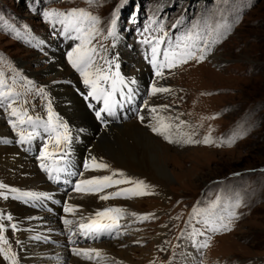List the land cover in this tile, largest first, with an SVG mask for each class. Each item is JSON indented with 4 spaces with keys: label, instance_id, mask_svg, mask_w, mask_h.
Listing matches in <instances>:
<instances>
[{
    "label": "rangeland",
    "instance_id": "obj_1",
    "mask_svg": "<svg viewBox=\"0 0 264 264\" xmlns=\"http://www.w3.org/2000/svg\"><path fill=\"white\" fill-rule=\"evenodd\" d=\"M72 9H81L89 17L97 18L98 23L85 19L83 27L94 26L99 30L93 45H103L100 52L106 60L112 52L118 55L119 74L121 66H129L126 75L120 74L127 85L126 90L117 85L113 97L118 103L114 111L117 113L115 123L111 126L124 124L119 120L124 115L123 108L137 107L141 93L137 91V95H132L133 86L150 94L155 84L171 89V92L151 94L154 104L164 115H179L185 122L178 128L182 135L188 137L194 132L193 139L210 137L214 141L210 146L179 143L177 147L167 146L164 138L163 143L159 141L179 153L170 152L172 158L166 162L171 172L168 198L159 200L149 194L121 198L127 203L122 210L121 222L127 225L121 224L117 239L102 241L103 246L111 245L109 251L103 249L105 252L100 257L92 252L99 257L95 264H264V0H92L91 3L89 0H0V83L13 95L0 103V122L6 129H11L10 133L16 139L25 135L28 129L20 126L19 120H10L7 105L34 115L49 109L47 91L42 86L49 77V73H45L47 61L54 53L60 56L64 53L58 46L67 43L69 53L80 43L61 31L58 21L66 18L44 14L67 13ZM213 28L226 30L204 61H189L171 71L165 69L163 77L155 76V68L150 63L152 44L145 41L157 35L163 39L166 35L173 41L171 44L166 41L162 46L167 51L175 47L176 38L191 31L196 39L197 32L204 33ZM109 29L114 30V37L106 34ZM75 35V32L71 33V36ZM62 58L69 73H73L72 82L77 81L82 92L87 93L89 88L84 85L83 77L74 71L67 55L63 54ZM96 63L107 67L105 60L99 57ZM141 72L149 74L148 82L135 83L133 80L134 83H129ZM75 89L71 87L78 97ZM143 97L147 98L146 95ZM79 98L84 110L95 119L96 110L103 105L90 108ZM175 123L179 124V121ZM48 142L51 143V139ZM34 161L37 166L38 161ZM80 163L78 160L76 166ZM81 166L82 163L79 169ZM0 184L3 183L0 181ZM124 185L120 188L132 187ZM1 193L0 210L6 213L9 208ZM213 205H217L214 210L217 214L227 215L231 211L236 218L230 224V231L194 237L196 241L209 240L208 247L197 251L187 238L193 230L201 229L199 220L202 217L194 218L193 211L211 210ZM73 208L79 211L77 207ZM71 212L72 216H77ZM78 227L79 224L68 225V231L72 239L81 241L84 234L81 235ZM5 228L1 232L3 236L7 232ZM7 238V244L0 240L3 250L0 253H7V257L5 253L0 254L4 264H9V256L14 253L19 260L10 261L22 264L18 254L22 244L10 240L11 235ZM37 240L28 237V241L40 250V260L47 254L48 245ZM76 244L74 250H89L93 246L84 244L80 249L78 246L83 243ZM53 249L55 256H47L43 258L45 262L41 259L39 264H67L65 257L57 258L61 251ZM87 259L75 262L83 263L81 261Z\"/></svg>",
    "mask_w": 264,
    "mask_h": 264
},
{
    "label": "bare ground",
    "instance_id": "obj_2",
    "mask_svg": "<svg viewBox=\"0 0 264 264\" xmlns=\"http://www.w3.org/2000/svg\"><path fill=\"white\" fill-rule=\"evenodd\" d=\"M56 52L58 51L56 50ZM124 56L125 58H128L127 60L130 59V57L127 55ZM62 57L63 54L61 56L59 53L52 54L50 57L51 59L47 61V71H44L45 73H49L48 79L43 81L42 84L43 89L47 91V96L50 103L49 109L39 112L37 115H34L30 112V114L28 112L21 113L18 110L17 116L14 117L11 115L10 118V120L15 119L16 121L23 120L24 124H21L20 126H24L25 130L28 129L25 131V135H27L29 132L33 133V136L35 137V139L33 138L34 142H31L30 140L21 144L19 142V138L16 139L13 137V134L10 133L11 129H6L3 127L2 122H0V144L2 146H0V181L6 186L5 189L0 190V193L2 192L1 195L3 194V198L5 195L8 197L7 199L4 198V202L7 203L9 208V211L6 213L3 211L2 212L4 213V220L8 215L12 217L11 221L6 219L5 222H3L6 223L5 226L7 227V232L9 231L8 235L5 231L4 236L8 237L11 235L10 240L15 242L20 241V243H18L22 244V250L19 249L18 251V254L21 256L20 261L22 264H35L36 262L39 264L41 259L47 258V256L50 255L53 257L55 256V252L53 251L52 253V250L54 249L51 246H46L48 247L45 251L47 254L45 256H41V259L39 260L40 250L35 248L34 245L28 241L29 236L34 238L36 237L35 234L38 236L40 234L49 236L51 231L53 234H56L53 236V238L58 239L64 234L65 236H68V225L64 223V220L66 219L72 220L73 225H75L85 223L91 218H96L94 214L99 210L107 208H119L123 210L125 207H127V203L122 201L121 198H111L113 200H101L99 199V196L105 193L93 194L87 191L77 192L73 189V191L65 194L67 201L64 203V209L69 208L70 211L65 212L64 209H61L58 205L53 204L51 205L52 207L54 206L51 212L53 215H50L45 213L39 205L27 201L28 199L14 197L17 196L18 192H37L38 194H43L44 196L50 198L51 196H54L53 194H58L44 182V178L37 171L36 162L34 161H38L37 164L41 163L40 157L44 153L45 145L48 147V158L45 161L49 160L51 163L53 162V156H57L59 153H61V151L66 153V150L72 151L71 157H73V159L76 158L77 161L82 157L87 158V162H85V168L81 169L80 167L82 172L80 171V177L76 181V184L84 180L109 176L112 175L113 172H119L123 174L121 179L127 178L133 181H142L144 184L148 185V192L150 193L149 195L157 197L159 200L165 201L169 196L167 187L171 180V172L166 166V162L172 158L170 152H173V154L176 152L161 144L160 142L163 143V137L160 136L161 138H157L158 135L154 133L151 128L157 124L158 120H162L165 117L171 116H168L169 114L164 115V112H161L160 107L154 104L151 92L149 95H147V98L145 97L144 102L142 103V110L137 117H133L131 120L125 121L122 125H112L103 130H98L92 118L84 110L81 103L82 100L80 101L65 83L67 80L72 81L73 73H69V70L66 68L64 59ZM144 66V68H146V64ZM115 67L117 68V66ZM125 68L127 71L129 66H126ZM74 77L76 78L78 76ZM134 78L131 79V81L134 80L135 82L138 81L144 83L146 80L145 74L142 72L140 73V76H136ZM134 92V90L131 91L132 94ZM8 93L9 92L5 90L3 85L0 83V97H3ZM141 95L143 94L141 93ZM14 104L17 106L15 102ZM149 107L151 109L156 108L157 112L153 113ZM6 110H8L9 114H11L10 108H6ZM49 113L52 116L51 121L54 122L52 125H67L68 135H70V145H66V148H64L65 144L62 145V148L59 150V152L54 146V138H52L51 143L46 140V137H49L50 135L48 131H45V129L47 128L50 132H52L48 119ZM33 116H37L39 118L34 120L35 118ZM141 116L144 117L143 121L140 119ZM29 117L32 118V122L37 121V123H29ZM62 130L64 132V129L61 127L59 132L61 133ZM180 131L181 130L179 129L173 131L171 134V139L173 141H179L187 137L182 135ZM166 142L167 146L170 145L177 147L180 145L179 143ZM88 147H90L89 151H87ZM194 152L196 153V150H194ZM38 155H40V157H38ZM92 157H95L98 162L108 165V168L102 170L94 169V166L91 163ZM80 165L81 163L78 165V167ZM121 186L125 185H119V187ZM82 187L84 186L82 185ZM114 191H116V188H108L105 190V192L109 193ZM129 194L131 195V193L128 192L124 193V195ZM42 200L44 201L45 199ZM17 201L21 203H17ZM73 207H77L79 211ZM71 211L76 213L77 216H72L73 214ZM79 214L80 216L78 217ZM87 214L88 216H85ZM13 216H15V218H13ZM121 220L119 222H121ZM13 223L17 225V230L15 231H11L8 228V225ZM107 235L109 234H102L100 235V238L95 239H92L91 237H85V241L88 243H91L94 240L96 242L100 241V243L93 244V246L87 244V246H90L92 249L99 252V257L105 252H103V249H107V251L111 249V245L103 246L101 242L102 239H104V237ZM60 254L65 255L66 253L61 251ZM89 254L92 258L90 260L87 259L88 261H81L83 263L75 262V260H80L81 257L74 259V256H69V254H66L67 264L70 260H74L71 264L97 263L92 261L94 255L92 253ZM30 255H32V257H30ZM14 257L15 262H18L19 258L17 253H14ZM10 260H8V263L13 264V262ZM43 262H45L44 259ZM0 264H4L1 256Z\"/></svg>",
    "mask_w": 264,
    "mask_h": 264
},
{
    "label": "snow or ice",
    "instance_id": "obj_3",
    "mask_svg": "<svg viewBox=\"0 0 264 264\" xmlns=\"http://www.w3.org/2000/svg\"><path fill=\"white\" fill-rule=\"evenodd\" d=\"M91 3L92 0H89ZM45 16L52 15L55 17H64L66 19H60L58 23L61 26V31L64 32L66 36H69L71 39H75L80 43L77 47L68 53V61L71 63L72 67L76 69L80 75L83 77V83L86 87L89 88V91L86 95L91 100H96L98 102H102V107L96 110V117L98 119L103 120L104 116L102 113H106L107 115H113L116 104L118 103L113 99L114 95L117 93V85L122 86L121 90H126L127 85L125 81L120 78L119 72L115 74L112 73L111 61L105 59L103 54L100 52V48H103L101 44L99 47L93 45V41L97 39V34L99 32L94 26L89 28L83 27V22L85 19H91L95 23H98L97 18L89 17V14L81 9H72L70 12L64 13H45ZM112 24H115V21H112ZM175 27V25L173 26ZM55 28V24H54ZM226 30V29H225ZM219 28H213L204 33L197 32L196 39H193V33L190 31L186 33L185 36L179 37L175 39V47L171 48L167 51H164L162 46L167 41L168 43H173V41L168 40L167 36L162 39L159 35L145 41V43H151V53L152 56L150 58V63L155 68V76L163 77L164 70L167 69L171 71L173 68L178 67L180 64H187L189 61L202 62L209 55L211 47L216 43L217 40L221 39L224 35V31ZM75 32V36H71V33ZM110 37L115 36V32L112 29L107 30L106 33ZM99 57L102 60H105L104 65H100L96 63V58ZM161 61V62H158ZM129 83H134L131 81ZM151 92L153 94L156 93H165L171 92V89L166 87H156L155 84L151 88ZM9 94H5L2 98H0V103H2L3 99H7ZM7 107L11 108V115L17 116V109L13 108L11 104H8ZM166 107V106H165ZM151 111L153 113L157 112L156 108H152ZM49 124L51 126V131L55 133L54 136V146L59 150L62 148V145L67 144L69 142V135L67 125H52L51 120L52 116L49 113ZM141 121L144 120V117H140ZM175 121H179V124H176ZM28 122H32V118H28ZM21 124H24V121H20ZM185 124L184 121L180 120L179 115L175 117H165L162 120H158L155 126H152L151 130L157 135L162 136L169 143H186V144H203L205 146H210L211 141L210 137H204L202 140H196L192 137L195 135L194 132L189 133L186 139H181L179 141H173L171 139V134L174 130L182 127ZM15 122H13V127H15ZM64 129V132L61 134L59 132L60 128ZM47 132L48 129L46 128ZM33 139V133L29 132L27 135L21 134L19 136V142L21 144L30 141ZM41 160H46L48 158V147L44 146V153L41 155ZM91 163L94 166V169H107L108 165L103 164L102 162H98L95 157L91 158ZM44 168L45 171L48 169L42 163L40 165ZM123 176L122 173L113 172L112 175L103 176L93 179H88L81 181L75 185V191H87L93 194L97 193H105L99 196L101 200H108L110 198H136L143 195L150 194L148 192V185L144 184L142 181H133L127 178L121 179ZM55 179H59L58 176L53 177ZM130 184L132 187L130 189L120 188L121 184ZM82 185L84 187H82ZM6 186L0 184V190L5 189ZM108 188H116L114 192H105ZM15 191V190H13ZM125 192H130L131 195H124ZM7 199L8 197L5 195L4 197ZM17 198H26L28 200H42L49 199L50 197H46L43 194H37L33 192H18ZM217 205H213L211 210L207 209H194L193 217L200 216L202 219L199 220L201 225V229L193 230L191 233L187 235V238L192 241V246L197 249V251L206 248L209 246V240L204 239L202 241H196L194 237L196 236H205L207 233L210 234H222L226 231H230V224L236 218V214L234 212H229L227 215L217 214L214 210ZM65 212H69V208L64 209ZM94 216L96 218H91L85 223L79 224V230L83 232L85 237L98 238L102 234H109L115 236L122 225L119 221L123 218L122 210L119 208H107L103 210H99L95 212ZM4 219L3 214H0V221ZM8 221L12 220V217L8 215L6 217ZM66 225L71 226L73 224L72 220H64ZM13 231L17 230L16 224L9 225ZM5 230L4 223L0 222V232ZM71 231V228H70ZM210 239V237H209ZM0 240H3L5 244L8 243L7 239L0 236ZM0 251H3L0 249ZM10 251V249L8 250ZM90 252H95L97 256H99V252L94 249L89 250H74V254L81 255L88 259H91ZM7 257V253H5ZM11 259L13 262L15 261V257L12 256Z\"/></svg>",
    "mask_w": 264,
    "mask_h": 264
}]
</instances>
